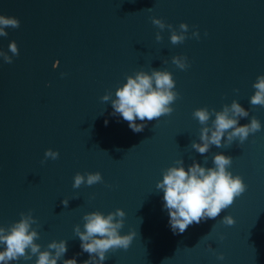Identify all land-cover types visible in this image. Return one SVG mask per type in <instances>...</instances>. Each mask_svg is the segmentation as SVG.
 <instances>
[{
    "label": "water",
    "instance_id": "1",
    "mask_svg": "<svg viewBox=\"0 0 264 264\" xmlns=\"http://www.w3.org/2000/svg\"><path fill=\"white\" fill-rule=\"evenodd\" d=\"M0 15L20 22L0 36V51L12 58L8 64L0 57V226L31 210L41 250L65 240L62 259L82 264L89 254L74 225L83 231L85 213L120 208V234L136 236L127 250L106 253L104 264H264V107L249 103L253 83L264 75V0H0ZM152 17L177 31L186 23L184 42L171 44L169 29L154 26ZM194 30L199 39L191 37ZM13 41L18 55L8 49ZM174 55L190 66L178 69ZM153 69L172 74L179 98L170 115L134 133L100 97L110 91L115 99L126 76ZM232 100L249 112L238 123L254 116L261 131L202 155L191 149L202 127L193 110L220 111ZM46 149L58 159L42 164ZM216 153L232 157L228 171L246 191L216 219L174 234L155 187L162 171L176 160L185 170L193 160L213 167ZM77 172H100L103 183L74 189ZM225 215L235 223L222 224Z\"/></svg>",
    "mask_w": 264,
    "mask_h": 264
},
{
    "label": "clouds",
    "instance_id": "2",
    "mask_svg": "<svg viewBox=\"0 0 264 264\" xmlns=\"http://www.w3.org/2000/svg\"><path fill=\"white\" fill-rule=\"evenodd\" d=\"M19 20L14 17L0 15V36H7L5 27L18 28ZM151 23L160 30L168 28L170 42L173 45L181 44L186 39L188 25L181 22L179 31L172 25L165 24L161 19L152 17ZM191 37L199 39V33L192 31ZM156 41L162 39L159 32L155 36ZM8 49L13 55H18L16 43L10 42ZM0 57L11 64L12 58L7 53L0 51ZM167 62V61H163ZM171 63L180 70H186L190 65L185 56H172ZM59 62L53 63L55 69ZM61 75H64L63 73ZM126 82L115 90V99L112 93L107 91L100 97L102 102L110 101L113 116L119 115L128 123V127L134 133L142 132L147 126L146 122L157 120L161 116L170 115L174 109L171 105L179 98V93L174 91L175 81L172 74L166 70H151L150 74L143 70L136 71L133 75L126 76ZM252 87L254 94L250 96L249 103L253 106L264 107V75L257 76ZM238 92V89H233ZM194 119L202 126L199 129V143L192 141L190 147L199 154H205L210 146L217 148L229 147L233 141L243 144L250 135L261 131V123L254 116L247 124L240 125L241 118H247L249 112L236 100L222 106L220 111L207 107L196 108L192 112ZM211 124L209 125L210 118ZM139 120L141 123H137ZM107 124V121H105ZM59 153L52 149L44 151V160L58 159ZM213 167H203L195 160L188 165L187 170L183 166V160L174 161L162 171V179L157 181L155 187L163 192V209L167 210L169 226L174 234H182L193 223L199 224L206 219H216L221 212L230 207L234 200L241 196L247 186L239 175L233 176L228 168L232 164V157L222 153H216L212 157ZM103 183L100 172H77L73 176L72 187L78 189L81 185L92 186ZM110 187V186H109ZM69 200L62 199L61 204L68 207ZM20 219L8 225L0 226V264H9L11 261H31L36 257L34 264H77L75 258L62 259L67 251L66 241H51L44 250L35 243L39 239L38 231L32 227L37 224L32 211L19 213ZM125 212L117 208L107 215L92 211L82 217L83 231L80 225H74L73 232L80 240L82 252L89 254V259L82 264H104L108 259L106 253L116 249L127 250L131 245L136 232L129 231L121 235ZM231 226L235 223L231 215H225L220 221ZM218 260H223L222 253L217 254Z\"/></svg>",
    "mask_w": 264,
    "mask_h": 264
}]
</instances>
